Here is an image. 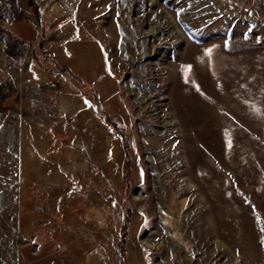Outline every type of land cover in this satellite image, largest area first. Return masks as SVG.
Instances as JSON below:
<instances>
[{
    "label": "rangeland",
    "instance_id": "374dc122",
    "mask_svg": "<svg viewBox=\"0 0 264 264\" xmlns=\"http://www.w3.org/2000/svg\"><path fill=\"white\" fill-rule=\"evenodd\" d=\"M0 264H264V0H0Z\"/></svg>",
    "mask_w": 264,
    "mask_h": 264
},
{
    "label": "bare ground",
    "instance_id": "6f19581e",
    "mask_svg": "<svg viewBox=\"0 0 264 264\" xmlns=\"http://www.w3.org/2000/svg\"><path fill=\"white\" fill-rule=\"evenodd\" d=\"M180 20V19H179ZM141 98H144V95L141 96ZM145 99V98H144ZM146 103L148 104L143 106L142 104V108L145 109L146 107H148V110L149 109H161V111H165L164 107L166 106V104H164L163 106L162 105H159L157 104V102L159 101L158 99L157 100H152L151 98H147L146 100ZM162 104V103H161ZM147 114L144 113V116H146ZM154 118L152 119H148V117L146 116V120L141 124V130L143 132H145V135L143 136L146 143H147V146H146V149H145V153L147 154V156H149V163L151 165H156L158 167V169H165L167 167V164L173 159V157L178 154V150H176V147H174V142H175V139L177 137V142L180 141V139H178V135L176 136L173 135V136H170L169 133L175 131L174 128H172L171 126H166V122L164 120V122L162 123V116L160 115H153ZM165 119V118H164ZM152 124L154 125V127H157L158 128V125L161 123L162 127H161V130L163 131H159L157 132L158 135H156V138H153L151 137V134L149 132V124ZM174 125V124H173ZM174 145V146H172ZM47 170H44L43 169V174L46 173ZM160 173V172H159ZM184 174V170H176V169H173L172 170V174L173 176L175 174ZM158 174V173H157ZM172 174H168L167 177H170L172 176ZM52 177V176H51ZM159 178V174L157 176ZM53 179H58L57 181L61 180V177L60 175H53L52 177ZM161 179V177H160ZM159 181V180H158ZM156 190H160V187L159 185L156 187Z\"/></svg>",
    "mask_w": 264,
    "mask_h": 264
},
{
    "label": "trees",
    "instance_id": "16d2710c",
    "mask_svg": "<svg viewBox=\"0 0 264 264\" xmlns=\"http://www.w3.org/2000/svg\"><path fill=\"white\" fill-rule=\"evenodd\" d=\"M30 4H32V5H34L35 7H37V6H36V3H34L33 1H32ZM36 10H37V8H36ZM67 69H68V68H67ZM68 70H69V69H68ZM69 71H70V70H69ZM110 121H111V120H110ZM111 123L114 124L112 121H111Z\"/></svg>",
    "mask_w": 264,
    "mask_h": 264
}]
</instances>
